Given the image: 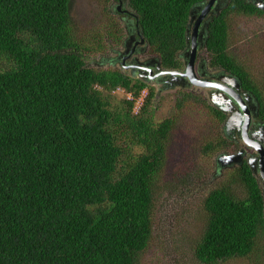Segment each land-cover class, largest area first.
Listing matches in <instances>:
<instances>
[{
	"label": "trees",
	"instance_id": "16d2710c",
	"mask_svg": "<svg viewBox=\"0 0 264 264\" xmlns=\"http://www.w3.org/2000/svg\"><path fill=\"white\" fill-rule=\"evenodd\" d=\"M205 1L128 0L163 69L182 68L189 12ZM72 2L0 0V264H138L152 237L154 193L176 117L154 122L147 83L88 66L86 54L106 46L101 36L72 29ZM234 16L260 18L264 10L226 0L208 25L206 61L240 80L264 122V91L229 50ZM108 27V41L120 44L118 23L110 19ZM116 88L133 100L122 96L111 108ZM206 101L182 92L174 114L195 104L223 123ZM205 148L213 154L237 145L219 134ZM224 175L201 201L193 255L202 264L257 257L264 244L259 180L245 161Z\"/></svg>",
	"mask_w": 264,
	"mask_h": 264
},
{
	"label": "rangeland",
	"instance_id": "374dc122",
	"mask_svg": "<svg viewBox=\"0 0 264 264\" xmlns=\"http://www.w3.org/2000/svg\"><path fill=\"white\" fill-rule=\"evenodd\" d=\"M111 1L72 2V29L83 37L101 36V42L106 46L100 52L86 54L87 64L93 69H107V65L101 64L102 57L111 55L110 48L117 47L107 38L110 19L118 23L122 31L120 36H123L118 17L111 11ZM228 41L231 54L248 69L252 79L264 91V16L231 17ZM202 59L206 61L204 49L197 54V60ZM147 85L154 91L150 108L154 122L176 117V124L169 140L164 166L158 174L153 199L152 237L146 251L140 255L138 264H202L193 255L204 226L201 201L210 189L226 181L223 173L234 168H219L217 158L222 154L236 153L237 149L210 154L205 146L219 134L223 135V123L218 125L213 116L206 114L201 107L189 104L182 113L174 114L176 99L182 92L203 97L209 104L203 88L191 87L188 91H182L181 88H160L154 83ZM145 90L147 95L148 89ZM110 96L112 99L107 97V101L111 108L117 107L123 99L121 95L111 92ZM238 145L250 151L242 143ZM134 151L139 152L140 149ZM259 182L264 198V185L260 179ZM259 246L261 251L257 257L230 259L215 264H264L263 242Z\"/></svg>",
	"mask_w": 264,
	"mask_h": 264
},
{
	"label": "flooded vegetation",
	"instance_id": "af4514ba",
	"mask_svg": "<svg viewBox=\"0 0 264 264\" xmlns=\"http://www.w3.org/2000/svg\"><path fill=\"white\" fill-rule=\"evenodd\" d=\"M248 1V0H247ZM226 3V0H216L213 4V7H217V11L213 10V7L211 8L210 12L207 13V15L198 21V18L201 14L202 8L205 6H201L200 8H194L192 12V23L187 25L188 28V37H189V48H191V43H195L197 45V54L198 51L201 49H204L205 41L207 37L208 32V25L211 21V19L220 13V11L224 8ZM110 5H112V12H115V14L118 17V20L122 26L123 30V36H121L120 44L117 45V47L110 48L111 55L109 56H103L101 64L107 65L108 68L112 71H118L122 74L133 78L135 80H140L145 83H154L155 85H158L160 88H181V90H187L191 87L198 88V89H204L206 91V95L208 97L209 104L213 107L214 105L211 104L210 98L215 100L218 104L221 105L224 111L218 109L221 111L225 118L223 120V128H222V134L223 137H226L227 139L233 141L236 145L238 143H242L247 150H250L249 152L245 150V148H237L236 152L242 151V158L243 161L247 163L248 158H254L257 154L254 152V149L251 147H248L244 141L241 138V128L246 122V117H249V124L247 131L249 134L259 137L261 134H263V130H261V125H264V122L260 120L258 115L259 110V104L255 97L248 91L243 90L240 86L239 90L236 92L238 95L243 99L242 105L238 103L237 100L231 99L226 94H224L221 91H217L215 88H207V87H198L193 86L191 84H187L186 82L180 81L177 75H162L155 77V68L157 66V59L150 55L148 52V45L146 44L142 32L138 26V23L136 21V15L132 13L129 10L128 6V0H112ZM190 16V12H189ZM190 18V17H189ZM189 23V20H188ZM208 24V25H207ZM195 25H197L196 30ZM197 54L195 59V65H194V72L196 76L199 79L207 80L213 83H221L219 77L222 74H227L221 70H209V66L207 61L204 59L197 60ZM182 68L178 71H183L184 67V57L182 54ZM151 69L153 72H149L147 69ZM105 69V70H107ZM155 77V78H153ZM184 83L185 87L178 86V84ZM230 88H232L231 85H229ZM234 88V87H233ZM235 89V88H234ZM244 93H247L250 95L247 99H245L243 96ZM223 95V96H222ZM243 106V107H242ZM229 116H236L235 123L228 128H224V123L226 119ZM239 165V163H238ZM237 165H232L229 167H235ZM249 166V165H248ZM224 169V168H223ZM222 169V170H223ZM254 176L259 180L262 181L264 185V181L261 179L260 176H256V173H254Z\"/></svg>",
	"mask_w": 264,
	"mask_h": 264
},
{
	"label": "water",
	"instance_id": "95a60500",
	"mask_svg": "<svg viewBox=\"0 0 264 264\" xmlns=\"http://www.w3.org/2000/svg\"><path fill=\"white\" fill-rule=\"evenodd\" d=\"M216 0H207L203 3L194 5L191 10H190V18H189V23H192V12L194 8H200L201 6L205 5L202 10L201 14L198 18L199 22L202 20L208 12H210L211 8L213 7V4L215 3ZM252 5H254L256 8L260 10H264V0H248ZM213 10L217 11V7H213ZM208 25V24H207ZM197 25H195V30H196ZM191 48H189V37H188V28L186 29V48L185 50L181 53L183 54L184 57V67L183 71H172V70H164L161 67V64L159 61H157V66L155 68V77L162 76V75H177L180 81L186 82L188 85L191 84L193 86H198V87H207V88H215L217 91H221L224 94H226L228 97L231 99H235L238 101L240 105H242L243 99L238 95L236 90L238 91L241 82L238 78L230 75V74H222L219 79L221 83H213L207 80L199 79L195 72H194V65H195V59H196V54H197V45L195 43H191ZM147 69V68H146ZM149 72H153L151 69H147ZM153 77V78H155ZM232 88H230V86ZM178 86L185 87L184 83L178 84ZM235 89H234V88ZM223 96V95H222ZM243 96L244 98L247 99L250 97L249 94L244 93ZM251 98V97H250ZM242 100V101H241ZM210 102L212 105L217 107L218 109L225 111L221 107L220 104H218L215 100L210 98ZM243 107V106H242ZM236 116H229L225 123H224V128H228L229 126L233 125L236 120ZM249 124V117H246V122H244L242 128H241V138L244 141V143L248 146L253 148L255 153L257 154L254 158H248L247 159V164L249 165L250 169L256 173V176H260L261 179L264 181V125H261V130H263V134L259 137H255L247 131ZM242 156V151L237 152L235 154H222V156H219L217 158V164L219 168H226L228 166L232 165H238L242 164L243 158Z\"/></svg>",
	"mask_w": 264,
	"mask_h": 264
},
{
	"label": "built area",
	"instance_id": "2783aa9c",
	"mask_svg": "<svg viewBox=\"0 0 264 264\" xmlns=\"http://www.w3.org/2000/svg\"><path fill=\"white\" fill-rule=\"evenodd\" d=\"M113 95H121L124 96L126 100H133V95L130 92L125 91L122 88H116L111 92ZM146 96V90L144 89L139 97L134 101V108H133V114L138 113L139 108L141 107L143 100Z\"/></svg>",
	"mask_w": 264,
	"mask_h": 264
},
{
	"label": "clouds",
	"instance_id": "9594fccd",
	"mask_svg": "<svg viewBox=\"0 0 264 264\" xmlns=\"http://www.w3.org/2000/svg\"><path fill=\"white\" fill-rule=\"evenodd\" d=\"M184 50H185V49H184ZM184 50H183V51H184ZM183 51H182V52H183ZM180 56H181V59H182V55H181V53H180ZM158 61H159V60H158ZM161 67H162V66H161ZM162 69H163V68H162ZM164 70H167V69H164ZM172 71H178V70H172ZM146 96H147V95H146ZM144 99H145V98H144ZM254 151H255V150H254ZM236 153H237V152H236ZM233 154H235V153H233ZM239 165H240V164H239ZM237 166H238V165H237Z\"/></svg>",
	"mask_w": 264,
	"mask_h": 264
}]
</instances>
